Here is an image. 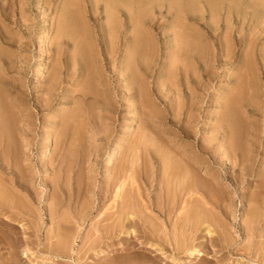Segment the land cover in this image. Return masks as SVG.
<instances>
[{
  "label": "rangeland",
  "instance_id": "obj_1",
  "mask_svg": "<svg viewBox=\"0 0 264 264\" xmlns=\"http://www.w3.org/2000/svg\"><path fill=\"white\" fill-rule=\"evenodd\" d=\"M6 1L7 0H3V1L0 0L1 5H2L1 7H3V5L5 4L4 5L5 8H1V10H2L1 12L3 13V11L6 10L4 12L5 15H2V14L0 15L2 18H4V19H2L3 20L2 22L0 19V23L2 24L1 28H3L1 30H3V32L5 34L3 32H0V33H1L3 38L8 37L9 40L12 39L11 43H12L13 47H11V49H9V48L5 49L8 52H5L6 57H4L7 60H5V62H1L2 63V73H1L0 84L2 86L0 85V89L2 90L1 91L2 94H3V92H4V94L8 93V94H5L6 97L11 92V94L7 97L8 100H11L12 98L13 99L19 98L22 101L21 107L25 101H27L28 103L25 102L26 104L24 103L23 106L25 107L27 104L29 106L27 105L25 107V111H24V113H26V116L28 118V123L26 125H24V126H26L24 128H28V131H27L28 135L26 136L25 140H20V141L17 140L16 137H12L11 144H10L11 149L13 148V149H15V151L19 149L20 151H22V153L18 154V156L15 158H11V159L7 158L5 161L8 162V160H9V164H10L11 168L7 169L8 167H6L5 169H7L6 170L7 174H12V172H13L12 170H14L15 172L18 171V172H16V173H18V175L22 174V176H23V174H24V178L29 180L28 183H31L28 185L29 186L33 185V187H30L31 192H32V195L37 199L32 200V202L25 199V196H26V195H24L25 193L22 191L20 192V190H18V189L15 192V194L18 195L17 197L19 199V202L23 199L20 202L22 205L23 204L27 205L30 208L31 212L32 211H33V213L35 212L34 215L37 216L38 219L34 216L32 218V220H30V221L32 222L33 226H35V227L37 226L38 231H36V233L33 234L34 231L28 230L29 233L27 232V235L28 236L30 235L33 239L36 238L35 240H37V244L41 243L40 245L33 244V243L30 245L33 248L32 249L33 253L27 258L22 254V249H20V251H19L20 263L19 264H76L73 260H71V259L69 260L68 257L53 259V256L55 254H51L49 252L52 249L49 251L46 250L45 244H48L50 242L49 238L55 233V231H56L55 227L57 226V223H61L62 228H64L65 230L69 229L68 227L72 228V231L74 230L73 235H72L73 237H71L72 242H73V243L71 242L72 243V248H71L72 251L71 252H76V255L74 254L75 257L76 256H78L80 258L82 257L81 258L82 260H79L80 261L79 264H89V263L90 264H98L99 263L100 259L98 258L99 257L98 253H97V255H92V253H90V252L87 254V251H88L87 248L89 247V245L84 246L85 238L90 236V234H92V236H94V237L98 235L96 233L97 229H98L97 226L99 227V225L104 222L103 220L105 219V217H107L110 213H113L117 209V206H116L117 203H118V205H120L122 199H124L125 197H128V194L130 195V193H135L137 191V189H136L137 187L141 188L142 190H143V188H146L144 185L145 183L143 182L144 178H142L144 176V172L142 171L143 170V166H142L143 163L142 162L145 161V159H144L145 156L146 157L148 156L146 154L147 148H145V146H146L147 142H150L151 144H154V142L155 143L159 142L158 136H159V134L162 136V134H161L162 129L168 128L169 125H167V123H166V125H167L166 126L164 124L165 121H164V123H162V119H164L163 118V113H165L164 110L168 109L167 111H169L170 107H172L171 113L173 114L172 116H170V118L172 117L171 119L175 120L176 117L178 116L177 126L184 125V127H186L187 125L192 123V125H193L192 127L194 128L193 130L197 129L198 135L193 133V136H191L192 138H191L190 148H192L194 141L196 144H198L197 142L206 143V142L210 141V138L214 135V133H213L214 132V126H215L214 125L215 124L214 119L220 115V112L219 111L217 112L218 105L228 104V101L225 98V96L227 95L226 93H229V91L231 93L234 92L235 93V94L233 93L234 96L238 93L236 95V97H238V98L241 95L242 96L244 95L243 99H241V100L238 99L240 101V104L236 103L235 107L233 109L234 115L237 119H239L238 121L240 122V126H241V134H240L241 137H239V139L242 142L241 145L243 146V149L247 151L250 149V146H249L250 144L248 145L249 147L246 148L247 146H245V144H244L245 143L244 138L248 142L249 136L253 133L252 138H254V139H252V140H254L253 145H255V147L253 148V150H255V152L253 153V157L256 160L255 164H254V166L256 165L254 172L259 173L260 169L264 168V37H263L264 36V9H263L264 8V2H263V0H243V1L242 0H238V1L237 0L236 1L235 0H221V1L217 0L216 3H215L216 0H213V2H212V0L211 1L206 0L207 2H204V0H200L201 1L200 3L197 0H171L172 5L174 3L172 9L170 8V7H172V5H170V7L168 6L169 5L168 3H170L169 2L170 0L169 1L162 0V2L164 4L161 2V0H159V1L158 0H154V1L153 0H151V1L140 0L141 4H138L139 0L138 1L137 0H124V1H122V4H120L121 3L120 0H113V1H117L118 4H116L115 2H113L111 0H70V1H68V0H9V1H11L10 2L11 4L8 3V1L7 2ZM142 1L145 4H143ZM186 1L188 4L185 5L184 2H186ZM188 1L192 2V4L189 3ZM194 1L197 3V5L194 4L195 3ZM260 1L262 2V4H260L261 3ZM240 2H241V4H240ZM2 3H4V4H2ZM7 3L9 5H7ZM146 3H149V4L147 5ZM176 3H179L180 5H185V6L182 8L180 5L178 6ZM235 3H236V5H235ZM12 4H14V5H12ZM137 4L140 5V7H138ZM221 4H222V6H221ZM242 4H244V5L242 6ZM76 5H77V7H76ZM143 5H145L147 7L146 8L142 7V9H140L141 6H143ZM150 5H152V6H150ZM188 5H190L189 9H188ZM111 6H115L116 8H112ZM122 6H125V7H122ZM128 6H130L131 8H129ZM174 6H177L180 8L178 9ZM132 7H134V8H132ZM150 7L152 8L151 10H149ZM235 7H237V10ZM110 8H111V11H110ZM126 8H128V9H126ZM143 8H145V10H143ZM216 8H218V9H216ZM227 8H229V9H227ZM239 8H241V9H239ZM114 9L117 10L120 15H118V13L116 11H114ZM129 9L130 10L132 9V10L130 11ZM177 9H178V11H176ZM191 9H192V11H191ZM213 9H215V10L213 11ZM220 9H221V11H220ZM200 10H201V12H200ZM136 11H137V13H136ZM181 11L183 12V14H181L182 13ZM126 12L130 13V14H127ZM179 12H181V13H179ZM192 12H194V13H192ZM113 13H115V14H113ZM231 13H232V15H231ZM134 14H135L134 17H136V19L134 18L133 19L134 21H133L131 18H133ZM143 14H145V15H143ZM240 14H241V17H240ZM63 16H65V17H63ZM72 16H73V18H72ZM176 16H178V17H176ZM237 17H238V19H237ZM119 18H120V20H118ZM143 18H144V20H142ZM127 19L129 22L127 21ZM145 19H147V20H145ZM194 19H196L195 22H194ZM250 19L252 22H249ZM135 20H137L138 22ZM5 21H7V22H5ZM117 21H119V23ZM149 21H150V23H149ZM75 22H76V24H75ZM134 22H135V25L132 24ZM191 22L192 23L194 22V24H192ZM3 23L5 26H6V24L9 26H6V28H4L5 26L3 25ZM66 23H67V25H66ZM122 23H124V24L120 27V25ZM129 23H131V24H129ZM141 23H142V26H143V24L148 23L146 25V27L144 25L143 31H140L141 27H142ZM195 23L197 26H195ZM227 23H229L228 26H227ZM62 24L63 25L65 24L64 26H67L66 27V28H68L67 30L72 29V32L76 31L77 35L74 33H73L74 35L73 34L70 35V36H74L75 39L69 38L70 41L67 44L65 42H63L62 44L59 45L57 42L59 40L57 39L56 44L52 45L51 42L53 39H56V37L58 35L57 32L59 33V30H60V27L62 26ZM84 24H85V26H84ZM112 24H113V26H112ZM191 24H192V26H191ZM81 25H83V26H81ZM115 25H117V26L115 27ZM202 25H203V27H202ZM133 26H135L136 29H138V28H140V29L135 31V28H133ZM137 26H138V28H137ZM193 26H195V27H193ZM73 28H74V30H73ZM111 28H112V30H111ZM114 28L115 29L117 28L115 33L113 32ZM144 28H146V29H144ZM85 29H87V30H85ZM150 29H152L151 30L152 32L150 31ZM190 29L195 30V31L192 30V32H194V33H192ZM4 30H6V31H4ZM44 31H46V32L44 33ZM78 31L80 32V35H79ZM84 31H85V33H83V36H81L82 35L81 32H84ZM110 31H111V34H109ZM138 31L140 33H138ZM144 31L145 32L148 31L149 33L151 32L153 35L151 33H150V35H149V33H147L148 34L147 35ZM117 32H118V34H116ZM142 32H144L145 34L144 33L142 34ZM196 32H197V35L195 34ZM106 33H107V35H106ZM113 33L115 34V36L112 35ZM130 33L134 37H135V35H136V37H139L142 35V38H146L145 40L147 41V43H150L148 46L150 48H152V50L149 49V47H147L148 51L146 53H144V56H145V58H147V60L144 58L143 55H141V57L143 59H145L147 61V63L145 62V60H143L141 57H139L141 59H139L140 61L137 59L138 63L136 64L134 59L132 58L133 55L129 54V52H128L129 48H131V46H133V44H130V43H132V40H133V37L130 38L131 37ZM184 33H185V35H184ZM187 33L189 35H187ZM45 34H47V35H45ZM193 34H195L196 36L195 35L193 36ZM75 35L77 38H79V41L75 37ZM119 35H120V38H119ZM198 35H199V37H201L202 41L198 40L199 39V37H197ZM231 35H232V37H231ZM46 36H48V38ZM128 36H129V38H127ZM149 36H151V38ZM85 37L88 38V40ZM147 37H148V39H147ZM185 37H186V39H185ZM194 37L196 39H194ZM208 37L210 38L209 43H208V39H209ZM45 38H47V40ZM80 38H82V39H80ZM89 38H92V39H89ZM227 38L231 42L236 41L234 43V54L232 55V57L234 56L235 59L232 60V58H231V60H228L226 58V60L228 61L227 64H222V63L219 64V62L216 61L214 63L215 67L210 69L208 75L203 76V77H205V79L201 78V77H200L201 81H200V79H198L196 87L194 84V85H192L193 86L192 89L189 90V88L186 87L187 85L184 81L185 80L184 77H182L181 75H179V77H177V76H175L176 74L173 76L172 72L170 71L172 69V64H170V63L174 62L173 56H171V55L174 54V52L178 48L177 43H180L181 40L184 39V40H186V42L188 40L191 41L192 39H193L192 40L193 42L195 40H197V43H196V41H195V43L197 45H200L202 48H204V52L206 54L210 55L211 53H213L215 51V46H217V44H219L220 42L221 43L224 42V46H226L225 42H226ZM232 38H233V40H232ZM239 38L240 39L242 38L241 42L239 41L240 40ZM49 39H50V41H49ZM83 39H86L85 42ZM117 39H120V40H117ZM149 39H151V40H149ZM176 39L178 41L180 39L181 40L179 42H177ZM89 40H92V41L89 42ZM110 40L112 41L111 44H110ZM115 40H116V43H115ZM148 40H149V42H148ZM174 40H176V42ZM244 40L247 43H245ZM77 41L80 43H78ZM48 42H49V45H48ZM72 42H75V43H72ZM170 42L172 43V46L174 48L173 52L171 51L172 46L170 45L171 44ZM198 42H199V44H198ZM253 42L255 44L254 48H252ZM86 43H88V44L92 43L91 44L92 49L89 47L90 45H87ZM200 43L202 45L204 43L205 44L202 46ZM45 44H46V46H45ZM63 44L64 45L66 44L67 48H65L66 45L64 46ZM73 44H74V46L76 44H79L78 46H75L77 49L73 50V47H74ZM94 44L96 47L93 46ZM235 44H236V46H235ZM245 45H247V46H245ZM43 46H45V48H49V50L44 49ZM79 46H80V50L82 49L81 51L80 50L78 51ZM114 46L117 47V49L114 48ZM128 46H129V48H128ZM60 47L62 48V50ZM111 47L113 49H111ZM210 47H211V49H210ZM64 48L66 49L67 52H64L65 51ZM94 48H95V50H94ZM125 48H127L128 50H126ZM51 49L54 51H52ZM58 49H60L61 51ZM90 49L93 50V52L96 51L94 53V55ZM153 49H155V50H153ZM167 49L168 50L170 49L169 50L170 52H168ZM252 49H253V51H252ZM69 50H71V51H69ZM110 50H113V51L111 52ZM117 50H118V52H117ZM209 50L211 52H209ZM236 50H238V51H236ZM82 51L85 54L84 59L79 55L80 53H82ZM85 51L87 53H85ZM115 51H116V53H113ZM242 51H243V53H242ZM74 52H75V55H74ZM55 53H60V55L55 54ZM91 53L93 55L92 57H94L93 59L90 55ZM106 53H108V54H106ZM146 54H148V56ZM248 54H250V55H248ZM51 55L54 56L55 58H53ZM48 56H49V59H48ZM107 56L108 57L112 56V57L108 58ZM150 56H152L151 60H150ZM86 57L89 59H87ZM90 57H91L93 62L90 61ZM126 57H128V58L131 57L130 59H127V60L133 64V66L135 67V70H137L136 65L140 66V68L137 66V68L140 69V70L138 69L139 71L138 70L135 71L134 69H132V71L135 72L134 74L141 75V77H142L143 74H142L141 66H143L144 69L147 67L146 71L151 72V73L146 72L145 76L143 75V77H142L143 82H145V80H148V81H146L147 83L150 81L149 82L150 84L148 83L147 85H146V83L145 84L143 83L144 85H146V87H148V93H147V91L146 92L142 91V96L144 95L147 98L146 99L147 102L144 100L145 97L143 96L144 97V99H143V97L141 96L140 91L139 92L136 91L135 92L136 94H135L133 91L134 89L131 90L130 86H128L127 82H125V80H126L125 78L129 77V75L131 74V71H127V72L123 71V65H122L123 63L122 62H123V60H126ZM168 57L172 58L171 62H170V59ZM248 57H250V59ZM77 58L78 59L80 58V60H77ZM166 59L167 60L169 59V61H167V62H169V65H168V63H166L168 66H165ZM47 60H48V62H47ZM76 60H77V62L80 61L78 63V65L75 62ZM86 60H88V61H86ZM110 60L112 62H110ZM252 60L254 62L253 64H251ZM2 61H3V59H2ZM49 61L50 62L52 61V63H50ZM53 61L55 62V65L57 64L56 66L53 65L54 64ZM84 61H85V63L87 62V65L84 63ZM89 61H90V63H88ZM128 61H126V62L124 61V63H127ZM142 61H144L145 64ZM249 61H250V64L252 65L251 66L249 64L250 67L247 65L249 63ZM94 62L95 63L97 62L96 65ZM108 62H109V64H108ZM141 62H142V64H141ZM237 62L239 63V65H237L238 64ZM80 63L83 64L84 66L80 65ZM93 63L95 65V67L92 66ZM150 63L151 64L154 63V66L151 65L152 68L150 67ZM89 64H90V66H89ZM228 64H229V66H228ZM242 64H244V67ZM6 65L7 66L10 65V66L7 68ZM126 65H128V64H126ZM240 65H241L242 69L238 71L237 66H240ZM11 66H12V68H11ZM133 66H132V68H133ZM169 66H170V68H169ZM246 66L248 68L247 71H246ZM38 67H40V68L42 67V69H44V67H46L44 69V71H45L44 75L38 76V73H39ZM119 67H120V69H119ZM164 67H166V68H164ZM10 68L13 70H11V71L8 70V72H7V69H10ZM55 68H58L61 71L62 76L59 75V77L61 76L62 79H64V81L62 80L63 83H61L62 86H60L61 87V88H59L60 90L57 89L55 93L53 91V95L52 94L47 95L49 98V101L51 102V100H52L53 104L50 105L49 101L47 103L45 101H43V104H45V105H42V104L38 105L37 104L38 101L40 102L39 98L45 99V96H46L45 88L49 87V85H50L49 82L52 80V78H54V75H55V77L57 76L56 74H54ZM87 68H89L90 70ZM164 69H167V70L163 71ZM197 69L198 68L194 67L195 71H197ZM250 69H251V71H250ZM244 71L248 72L249 76ZM36 72H37V74H36ZM99 72H100L101 77L99 76ZM129 72H130V74H129ZM251 72H252V74H250ZM4 73H5V75H3ZM51 73H52V75H51ZM63 73H64V75H63ZM139 73H141V74H139ZM158 73H160L161 77L162 76L164 77L167 74L165 76L166 82L164 81L163 78L161 79V77L159 76ZM170 73L172 74V76H170L168 78L167 76L171 75ZM91 74L94 76H92ZM251 75H252V77H251ZM158 76H159V79L161 81L163 80L165 84H163L162 82H159L160 80L157 79ZM238 76L239 77L242 76L244 78H241V77L239 78ZM172 77H177V78L173 79ZM3 78L5 79V81ZM99 78H101V79H99ZM167 78L169 80L172 79L173 82L175 81L174 82L175 86L171 87V86L167 85L166 83H169ZM183 78H184V80H183ZM245 78H246V80H245ZM94 79L95 80L97 79L98 81L97 80L95 81ZM202 79H203V81H202ZM238 79H239V85H238L239 89L237 88L238 89L237 90L235 87H233L234 86L233 84ZM86 81H87V83H86ZM10 82H12V83H10ZM47 82L49 83V85ZM99 82H100V84H99ZM161 83L165 87H163V85ZM18 84H20L18 87L19 89H17L18 91H15V87H17ZM230 84H231V86H230ZM126 85L128 88H126ZM20 86L22 87V89ZM85 86H86V88H85ZM2 87H4V88H2ZM124 87L126 90H131V91H128L130 93H127V91H125V89H123ZM171 88L172 89L174 88V89L172 90ZM90 89H92V90H90ZM194 89H195V91H194ZM10 90H12V91H10ZM38 90H40V91H38ZM170 90H172V91H170ZM150 91H152L153 94H152V92L150 93ZM16 92L20 93V94H17ZM213 92H217L218 95L216 96L215 95L216 93L213 94ZM133 93L135 94L134 98L132 96ZM143 93H147V95L143 94ZM250 93H252V94H250ZM84 94H85V96L87 95L85 98H83ZM127 94H131L132 97H127ZM43 95H44V97H43ZM10 96H11V98H10ZM128 96H130V95H128ZM135 96H137V97L135 98ZM132 98L135 100V103H134V100ZM140 98H142V99H140ZM148 100H151V101L148 102ZM192 101L194 103H192ZM242 102H244V103L242 104ZM144 103L148 104L149 107L153 106L152 107L153 109L152 108L150 109ZM150 103H151V105H150ZM136 104L140 105L139 106L140 108ZM193 104H194V106H193ZM88 105H89V107H88ZM146 107H148V108L146 109ZM191 107H192V109H191ZM238 109H239V111H238ZM246 109H248L247 110L248 113L246 112ZM142 110H144L143 113H141ZM148 110H150L152 113L149 112ZM192 110H194V111H192ZM242 110H244V111H242ZM249 111H253V112L250 114ZM76 113H79L80 116L78 117L79 114H76ZM153 113H154V115H152ZM134 114H136V115H134ZM148 114H150L151 117L148 116ZM155 114H157V115H155ZM160 114H162V115H160ZM191 114H192V116H191ZM169 115H170V113H169ZM70 116L71 117L73 116L74 118L73 117L70 118ZM81 116H83V117H81ZM161 116H162V118H161ZM247 116H250L249 117L250 119L247 118ZM149 117L153 118V119H149ZM156 118H158V120H157L158 122H155ZM190 118H192V119H190ZM74 119H75V121H74ZM79 120H80V122L86 121L85 123L83 122L85 126L79 131L78 134H74L73 133L74 128L77 127L76 122L78 125ZM87 120L89 122H87ZM151 120H152V123H151ZM168 120H169V118H168ZM177 121H176V123H177ZM193 122L194 123L196 122V123L194 124ZM144 123H146V124H144ZM148 124H150V125H148ZM155 124H156V126L160 125L163 128L162 127H160V128L155 127L154 128ZM27 125L29 127H27ZM141 125L143 128L141 127ZM250 125L252 127H250ZM67 126H69V127H67ZM65 127H67L66 128L67 130L65 129ZM128 128H131V129H128ZM189 128L190 127H188V129ZM90 129H91V131L89 132ZM155 129L157 131H155ZM246 129L247 130L250 129L251 131L250 130L246 131ZM189 130H191V128ZM138 131H139V133H138ZM136 132H137V134H136ZM179 132H178V134H179ZM246 132L249 133L248 134L249 136L247 134H245ZM143 133H145V134H143ZM61 134H64L65 136L61 135ZM256 134H257V136H256L257 139L255 137H253V135L255 136ZM77 135H78V137H77ZM141 135H143L144 137H142ZM69 136H71V137H69ZM124 136L126 137V139L124 138ZM138 137H140V138H138ZM195 137H196L197 141L194 140ZM171 138H176V137H175V135H173ZM74 139L76 141H74ZM85 139H86V141H85ZM258 139H259V141H258ZM47 140L51 141L50 142L51 145L49 147L47 146V144H48ZM121 140H123L124 142ZM134 141H135V143H133ZM257 141L259 142V144L257 143ZM20 142H22V143H20ZM81 142H83V143H81ZM116 142H121L120 144L122 146L121 147L122 149H121V152L116 159L115 164L113 165V167L111 168V170L109 172V175L110 174L111 175L108 177H105L106 173H105V168H104V164H103L104 159L107 156V154L109 153V151L111 150L109 148H112L114 146V144H117ZM195 143H194V145H195ZM255 143H257V144H255ZM142 144H144V145H142ZM23 145H25V146H23ZM140 145H142V146H140ZM45 146L48 148V150L46 149ZM136 148L139 149V152H138V149H136ZM23 149L26 150L27 153H24ZM256 149H258V151ZM44 150H47V153H48L47 156L49 155L47 157L48 159L45 162L43 160H41L42 152ZM133 151L136 152V154ZM218 151H219L218 146H215V148L212 150V153H211L212 155H215V158H214L215 163L214 164L217 165V167L219 169L218 171L220 172L221 170H223L222 174H226V173H228L229 175L230 174H238L237 171H239V169H240L239 166L234 167V164L231 163V159L228 160L229 162L227 161L225 163V161H226L225 157L226 156H224L222 154L223 151L222 152H218ZM64 155H65V157H64ZM130 155H132V156H130ZM136 159L138 161H136ZM132 161H133V163H132ZM136 162H137V164H136ZM123 164H124V166H123ZM132 164H134L133 165L134 170L131 171V173H132L131 175H133L134 178L133 179L127 178L128 180H125L126 181L125 182L126 184H125L124 178L126 179L127 174L124 175L123 171L125 170V168L126 169L131 168L130 166H132ZM230 166L231 167L233 166L234 168H231ZM235 168L236 169L239 168V169L235 170ZM2 169H4V167H2ZM119 176H120V178H119ZM252 176L255 178H253ZM6 178L8 180V177H6ZM249 178H251V179L253 178L252 179L253 181H251V183H250V186H251L252 184H255L257 182V180L259 179V176L253 174ZM117 179H118V181H117ZM132 180H135V181L133 182ZM121 181L123 182L124 185L122 184ZM226 181L227 182H225L223 184V187L226 188L227 190H233L234 191L235 186L233 185V182L228 181V180H226ZM120 183L123 185L122 193H123L124 197L119 198L118 202L116 201V203H115L113 200L114 199L113 196L115 195L114 193H116V191H115V190H117L116 188L119 187V186L117 187V185H120ZM133 183H134V185H133ZM136 184H138L139 186ZM246 185H247V183L243 184V185L242 184L237 185V189L239 190V192H241V194L243 191L245 193L246 192L249 193V190H247L246 188L243 189ZM250 186H247V187H250ZM152 188L151 189L153 191L154 187H152ZM148 192H151V191H148ZM20 193H22V194H20ZM152 193H154V191ZM220 193L221 194L223 193L222 194L223 199H225L226 196H229L225 192H220ZM227 198L229 199V197H227ZM240 199L241 198L239 197L235 201L236 202L235 210L233 211L234 215L232 216V219L234 220V223L236 224L237 228L240 226V221H241V218H243L242 214L244 212V210L241 209L240 203H242V201H241L242 199L241 200ZM52 201H55V202H52ZM54 206H56V207H54ZM114 206H116V207H114ZM111 207H113V208H111ZM105 210H107V211H105ZM100 212H102V213H100ZM106 213H107V215H106ZM7 215H9V213H7ZM14 215L16 216L15 220H14L15 223L14 222H12V223L15 224L17 227L20 228V226H21V229H23L24 226L28 225L27 221L29 219H26L25 216H22L20 214V212L14 213ZM20 215H21V217H20ZM17 217H18V219H17ZM55 220H57L59 222H57ZM76 221H78V222H76ZM33 223H35V224H33ZM36 224H38V225H36ZM39 224H40V226H39ZM94 232H95V234H94ZM134 232L135 231H133V233ZM126 233H128V232L121 234L119 240L115 242V244H116L115 247L117 246V248H118V246H120L121 243L123 244L122 241H124V240L127 241L130 239V238L126 239V238H128ZM137 233H138V236H136V239H138V238L143 239L139 230L138 231L136 230L135 234H137ZM33 235H35L34 236L35 238L33 237ZM46 235L48 237L49 236L50 237L48 238ZM22 236H23V234H22ZM208 236H207V238H208ZM210 236H212V235H210ZM200 237H201V235H200ZM200 237L198 239H200ZM240 237L241 238H239V240L237 242H235V246H234V248L237 249V252H241L240 250H242V248L246 245V240L243 239L242 236H240ZM74 239H75V241H74ZM198 239L196 240V242L198 241ZM197 245H199V244H197ZM207 246H208V244H207ZM83 247H84V249H83ZM208 248L209 247H206L205 249L207 250ZM212 248L214 249V247L211 246V249L207 250V251L211 250L209 253L204 249L205 252H204V255L200 256L201 259H199L200 257L198 259H196L195 256L191 253H185V256L180 257V258H182L181 259L182 262L180 260L179 261L180 263L178 262L177 264H187V263L190 264L194 260H195L194 262H198L196 264H205V262H207V260H210L212 258L211 256L215 252V251H213ZM215 249H217V247ZM80 250H81V253H80ZM77 252H79V253L77 254ZM132 252H128V253H122L121 252V254H120V252L118 253V251H117L114 254H111V256H109L108 259H106V260H109V262H111V263L114 262L117 264H122L123 258H126L127 256H129V253H132ZM135 252L136 251H134L133 253H135ZM85 253L87 255H85ZM168 254H170L169 251H168ZM48 255L49 256L51 255L50 256L51 258ZM182 255H184V254H182ZM94 256L96 258L93 259L92 257H94ZM193 256L195 259L193 258ZM44 258H49L50 261L45 262ZM192 258H193V260H192ZM65 259H66V261H65ZM225 259L226 260H224V259L223 260L224 261L229 260L228 262H231V264H236V263L237 264H242V263L246 264L245 263L246 259L241 255L239 256V254H238V256L237 255L233 256L232 258L230 256L229 259L226 256ZM197 260H199V261H197ZM184 262H186V263H184Z\"/></svg>",
  "mask_w": 264,
  "mask_h": 264
},
{
  "label": "bare ground",
  "instance_id": "obj_2",
  "mask_svg": "<svg viewBox=\"0 0 264 264\" xmlns=\"http://www.w3.org/2000/svg\"><path fill=\"white\" fill-rule=\"evenodd\" d=\"M3 1V0H2ZM8 3H10L11 1L7 0ZM6 1V2H7ZM70 1V0H68ZM113 1V0H111ZM122 4V1L124 0H120ZM138 1V0H137ZM146 1V0H145ZM151 1V0H149ZM154 1V0H153ZM159 1V0H158ZM169 1V0H167ZM166 1V2H167ZM199 1V3L201 2L200 0H197ZM208 1H211V0H208ZM221 1V0H219ZM218 1V2H219ZM236 1V0H235ZM238 1V0H237ZM243 1V0H242ZM46 2V1H45ZM115 2L116 4L117 1H113ZM139 3L138 4H141L140 3V0L138 1ZM162 2V0H161ZM171 3V0L169 1ZM176 2V1H175ZM189 3L192 4V2L188 1ZM195 2V1H194ZM204 2H207L206 0H204ZM213 2V0H212ZM217 2V0L215 1V3ZM246 2V1H245ZM251 2V1H250ZM255 2V1H254ZM261 2V1H260ZM264 2V0H263ZM7 3V5H9ZM124 3V2H123ZM143 4H145L143 1H142ZM153 3V2H152ZM163 3V2H162ZM168 3L167 5L170 7V5H172V3L170 4ZM185 5L188 4L187 1L184 2ZM198 3V4H199ZM221 3V2H220ZM229 3V2H228ZM227 3V4H228ZM234 3V2H233ZM4 4V3H2ZM11 4V3H10ZM74 4V3H73ZM113 4V3H112ZM134 4V3H133ZM137 4V5H138ZM147 5L149 3H146ZM151 4V3H150ZM154 4V3H153ZM164 4V3H163ZM178 6L180 5L179 3H176ZM194 4L197 5V3L195 2ZM203 4V3H202ZM219 4V3H218ZM241 4V2H240ZM262 4V2L260 3ZM5 5V4H4ZM3 5V7H1V2H0V15H5V11H3V13L1 12V8H5ZM14 5V4H12ZM45 5V4H44ZM156 5V4H155ZM174 5V3H173ZM173 5L172 7H170L171 9L173 8ZM185 5H180L182 8L185 6ZM215 5V4H214ZM213 5V6H214ZM236 5V3H235ZM244 4H242L243 6ZM121 6V5H120ZM152 6V5H150ZM189 6L188 5V9H189ZM204 6V5H203ZM222 6V4H221ZM239 6V5H238ZM247 6V5H246ZM255 6V5H254ZM258 6V5H257ZM9 7V6H8ZM74 7V6H73ZM77 7V5H76ZM112 8H116L115 6H111ZM122 7H125V6H122ZM129 8H131L130 6H128ZM138 7H140V5H138ZM142 7H147L145 5L141 6L140 9H142ZM176 8H180V7H177V6H174ZM187 7V6H186ZM200 7V6H199ZM212 7V6H211ZM248 7V6H247ZM134 8V7H132ZM145 8H143V10H145ZM193 8V7H192ZM221 8V7H220ZM236 10H237V7H235ZM119 9V8H118ZM128 9V8H126ZM136 9V8H135ZM149 9V8H148ZM147 9V10H148ZM152 8L150 7L149 10H151ZM178 9L176 11H178ZM185 9V8H184ZM183 9V10H184ZM218 9V8H216ZM224 9V8H223ZM229 9V8H227ZM241 9V8H239ZM264 9V8H263ZM77 10V9H76ZM106 10V9H105ZM130 10V9H129ZM128 10V11H129ZM132 10V9H131ZM130 10V11H131ZM148 10V11H149ZM181 10V9H180ZM196 10V9H195ZM215 9H213L214 11ZM235 10V11H236ZM78 11V10H77ZM110 11H111V8H110ZM114 11H116L118 13L117 10L114 9ZM121 11V10H120ZM185 11V10H184ZM189 11V10H188ZM192 11V9H191ZM190 11V12H191ZM211 11V10H210ZM221 11V9H220ZM231 11V10H230ZM134 12V11H133ZM151 12V11H150ZM182 12V11H181ZM179 12V13H181ZM189 12V13H190ZM201 12V10H200ZM219 12V11H218ZM232 12V11H231ZM238 12V11H237ZM242 12V11H241ZM127 13V12H126ZM137 13V11H136ZM153 13V12H152ZM194 13V12H192ZM233 13V12H232ZM231 13V15H232ZM75 14V13H74ZM111 14V13H110ZM115 14V13H113ZM127 14H130V13H127ZM139 14V13H138ZM183 14V12L181 13ZM212 14V13H211ZM242 14V13H241ZM241 14H240V17H241ZM76 15V14H75ZM74 15V16H75ZM117 15V14H116ZM118 15H120L118 13ZM145 15V14H143ZM192 15V14H191ZM239 15V14H238ZM244 15V14H243ZM123 16V15H122ZM135 14L133 15V18H131L132 20L136 17H134ZM153 16V15H152ZM65 17V16H63ZM71 17V16H70ZM78 17V16H77ZM124 17V16H123ZM142 17V16H141ZM144 17V16H143ZM178 17V16H176ZM182 17V16H181ZM200 17V16H199ZM239 17V16H238ZM237 17V19H238ZM245 17V16H244ZM243 17V18H244ZM73 18V16H72ZM75 18V17H74ZM114 18V17H113ZM112 18V19H113ZM121 18V17H120ZM120 18L118 20H120ZM150 18V17H149ZM183 18V17H182ZM186 18V17H185ZM188 18V17H187ZM250 18V17H249ZM263 18V17H262ZM0 19H1V22L3 21L1 16H0ZM77 19V18H76ZM81 19V18H80ZM115 19V18H114ZM184 19V18H183ZM225 19V18H224ZM236 19V18H235ZM242 19V18H241ZM7 20V19H6ZM73 20V19H72ZM79 20V19H78ZM117 20V19H116ZM141 20V19H140ZM144 20V18L142 19ZM141 20V21H142ZM147 20V19H145ZM181 20V19H180ZM196 19H194V22H195ZM82 21V20H81ZM128 21V19H127ZM134 21V20H133ZM132 21V22H133ZM137 21V20H135ZM151 21V20H150ZM149 21V23H150ZM176 21V20H175ZM178 21V20H177ZM191 21V20H190ZM199 21V20H198ZM230 21V20H229ZM245 21V20H244ZM255 21V20H254ZM257 21V20H256ZM7 22V21H5ZM77 22V21H76ZM75 22V24H76ZM83 22V21H82ZM115 22V21H114ZM119 23V21H117ZM129 22V21H128ZM127 22V23H128ZM138 22V21H137ZM194 22L192 24H194ZM197 22V21H196ZM249 22H252L251 19ZM263 22V21H262ZM47 23V22H46ZM69 23V22H68ZM126 23V22H125ZM181 23V22H180ZM261 23V22H260ZM117 24V23H116ZM124 23H122L120 25V27L123 25ZM131 24V23H129ZM135 25V22L132 23ZM148 24V23H147ZM147 24H143L142 26V23H141V30L140 31H143V27ZM191 24V26H192ZM199 24V23H198ZM226 24V23H225ZM229 23H227V26H228ZM1 23H0V32H3V28H1ZM4 25V23H3ZM45 25V24H44ZM65 25V24H64ZM62 24V26L60 27V30H59V33L57 32V37L56 39H53L51 44L52 45H55L56 44V40L58 39L59 41L58 44H62L63 42H65L66 44L69 43V38H72V39H75L74 36H70L72 35L73 33L77 35V32L74 31L72 32V29L71 30H67L68 28H66L67 26H64ZM67 25V23H66ZM71 25V24H70ZM119 25V24H118ZM139 25V24H138ZM178 25V24H177ZM186 25V24H185ZM201 25V24H200ZM199 25V26H200ZM261 25V24H260ZM5 26V25H4ZM6 26H9L6 24ZM6 26L4 28H6ZM73 26V25H72ZM83 26V25H81ZM85 26V24H84ZM113 26V24H112ZM117 25H115L116 27ZM125 26V25H124ZM131 26V25H130ZM190 26V27H191ZM195 26L196 23H195ZM193 26V27H195ZM180 27V26H179ZM187 27V26H186ZM203 27V25H202ZM212 27V26H211ZM76 28V27H75ZM85 28V27H84ZM113 28V27H112ZM111 28V30H112ZM133 28H135V26H133ZM132 28V29H133ZM138 28V26H137ZM149 28V27H148ZM184 28V27H183ZM235 28V27H234ZM115 29V28H114ZM113 29V32L115 33L116 29L114 30ZM120 29V28H119ZM123 29V28H122ZM121 29V30H122ZM129 29V28H128ZM140 29V28H138ZM135 28V31L138 30ZM146 29V28H144ZM186 29V28H185ZM230 29V28H229ZM74 30V28H73ZM77 30V29H76ZM87 30V29H85ZM110 30V29H109ZM124 30V29H123ZM152 29H150L151 31ZM183 30V29H182ZM191 32L193 29H190ZM207 30V29H206ZM6 31V30H4ZM50 31V30H49ZM58 31V30H57ZM80 31V30H79ZM78 31V32H79ZM146 31V30H145ZM144 31V32H145ZM195 31V30H193ZM227 31V30H226ZM12 32V31H11ZM46 31H44L45 33ZM120 32V31H119ZM125 32V31H124ZM132 32V31H131ZM142 32V34L144 33ZM152 32V31H151ZM150 32V33H151ZM181 32V31H180ZM179 32V33H180ZM198 32V31H197ZM197 32L195 33L197 35ZM224 32V31H223ZM235 32V31H234ZM4 33V32H3ZM43 33V34H44ZM49 33V32H48ZM83 36V33L84 32H81ZM112 34L113 36H115V34ZM133 33V32H132ZM137 33V32H136ZM135 33V34H136ZM138 33H140L138 31ZM146 34L149 33L148 31L145 32ZM144 33V34H145ZM149 33V35H150ZM186 33V32H185ZM184 33V35H185ZM194 33V32H192ZM210 33V32H209ZM212 33V32H211ZM220 33V32H219ZM5 34V33H4ZM8 34V33H7ZM73 34V35H74ZM109 34H111V31L109 32ZM108 34V35H109ZM118 34V32L116 33ZM131 34V33H130ZM152 34V33H151ZM193 34V36L195 35ZM201 34V33H200ZM226 34V33H225ZM228 34V33H227ZM232 34V33H231ZM236 34V33H235ZM263 34V33H262ZM10 35V34H9ZM8 35V36H9ZM47 35V34H45ZM44 35V36H45ZM56 35V34H55ZM75 35V37H76ZM79 35H80V32H79ZM85 35V34H84ZM91 35V34H90ZM107 35V33H106ZM105 35V36H106ZM141 35V34H140ZM148 35V34H147ZM153 35V34H152ZM187 35H189L187 33ZM195 35V36H196ZM205 35V34H204ZM220 35V34H219ZM222 35V34H221ZM234 35V34H233ZM210 36V35H209ZM226 36V35H225ZM248 36V35H247ZM13 37V36H12ZM48 38V36H46ZM103 37V36H102ZM101 37V38H102ZM117 37V36H116ZM115 37V38H116ZM133 37V40H132V43L130 44H133V46H131V48H129V54L133 55L132 58L134 59L135 63L137 64L138 60L141 59V55L144 56V53H146L148 50L147 47H149L148 45L150 43H147V41L145 40L146 38H142V35L139 36V37H135L132 36L131 34V37ZM145 37V36H144ZM151 38V36H149ZM199 37V35L197 36ZM211 37V36H210ZM221 37V36H220ZM232 37V35H231ZM242 37V36H241ZM264 37V36H263ZM10 38V37H9ZM47 38H45L47 40ZM50 38V37H49ZM77 38V37H76ZM83 38V37H82ZM80 38V39H82ZM86 38V37H85ZM93 38V37H92ZM92 38H89V39H92ZM105 38V37H104ZM111 38V37H110ZM114 38V37H113ZM119 38H120V35H119ZM129 38V36L127 37ZM181 38V37H180ZM183 38V37H182ZM188 38V37H187ZM190 38V37H189ZM193 38V37H192ZM209 38V37H208ZM247 38V37H246ZM78 41H79V38H77ZM88 40V38H86ZM86 39H83L84 42ZM112 39V38H111ZM144 39V40H143ZM148 39V37H147ZM186 39V37H185ZM194 39H196L194 37ZM198 39V38H197ZM240 39V38H239ZM242 39V38H241ZM239 40L240 42L242 40ZM253 39V38H252ZM0 79H1V73H2V63L1 62H5V59L4 57H6V53L5 52H8L6 51L5 49L9 48L11 49L12 46V43H11V40L8 39V37H5L3 38L1 33H0ZM44 40V39H43ZM94 40V39H93ZM104 40V39H103ZM108 40V39H107ZM113 40V39H112ZM117 40H120V39H117ZM128 40V39H127ZM130 40V39H129ZM135 40V41H134ZM151 40V39H149ZM148 40V42H149ZM177 40V39H176ZM176 40H174L176 42ZM181 40V39H180ZM179 40V41H180ZM193 40V39H192ZM187 41L186 40H181L180 43H177V49L176 51L174 52L173 55V61L172 63V69L170 70L173 74V76H177L179 77V75H181L183 78V80L185 81L186 83V87L190 89H192V85L195 84V87L197 86V81L198 79L201 78H204L203 76L205 75H208L209 71L211 68H214L215 67V62H219L222 63V64H227L228 61L226 60V58L228 60H232L235 59V57L232 55L234 54V41H229V39L227 38L226 39V46H224V42L223 43H219L217 44V46H215V51L213 53H211L210 55L206 54L204 52V48H202L200 45H197V40L196 43L195 41ZM198 40H201V37H199ZM209 40L210 38L208 39V43H209ZM233 40V38H232ZM235 40V39H234ZM14 41V40H13ZM50 41V39H49ZM77 41V42H78ZM92 41V40H89V42ZM109 41V40H108ZM107 41V42H108ZM156 41V40H155ZM173 41V40H172ZM177 40V42H179ZM202 41V40H201ZM245 41V40H244ZM47 42V41H46ZM45 42V43H46ZM87 42V41H86ZM88 42V43H89ZM105 42V41H104ZM111 40H110V44H111ZM204 42V41H203ZM202 42V43H203ZM252 42V41H251ZM72 43H75V42H72ZM80 43V42H78ZM86 43L87 45H90L89 47L91 48V44H88ZM115 43H116V40H115ZM128 43V44H129ZM171 43V42H170ZM207 43V44H208ZM245 43H247L245 41ZM256 43V42H255ZM14 44V43H13ZM44 44V43H43ZM65 44V45H66ZM114 44V43H113ZM127 44V45H128ZM152 44V43H151ZM169 44V43H168ZM199 44V42H198ZM201 44V43H200ZM205 44V43H204ZM203 44V45H204ZM206 44V45H207ZM241 44V43H240ZM243 44V43H242ZM48 45H49V42H48ZM64 45V44H63ZM62 45V46H63ZM64 45V46H65ZM79 44H76L75 46H78ZM123 45V44H122ZM126 45V44H125ZM157 45V44H156ZM172 46V43L170 44ZM202 45V44H201ZM202 45V46H203ZM212 45V44H211ZM254 42H253V47L254 48ZM46 46V44H45ZM44 49H47L49 50V48H45ZM61 46V47H62ZM63 46V47H64ZM74 46V44H73ZM73 47V50L74 49H77L76 47ZM94 47L95 44L93 45ZM118 46V45H117ZM154 46V45H153ZM168 46V45H167ZM175 46V45H174ZM208 46V45H207ZM236 46V44H235ZM239 46V45H238ZM243 46V45H242ZM247 46V45H245ZM251 46V45H250ZM58 47V46H57ZM60 47V48H61ZM69 47V46H68ZM83 47V46H82ZM87 47V46H86ZM109 47V46H108ZM113 47V46H112ZM111 47V49H113ZM127 47V46H126ZM157 47V46H156ZM212 47V46H211ZM210 47V49H211ZM67 48V45L66 47ZM64 48V49H65ZM98 48V47H97ZM107 48V47H106ZM105 48V49H106ZM114 48L117 49V47L114 46ZM159 48V47H158ZM157 48V49H158ZM207 48V47H206ZM92 49V48H91ZM90 49V50H91ZM126 50H128L127 48H125ZM149 49L152 50V48L149 47ZM171 51L173 52V46L171 47ZM214 49V48H213ZM237 49V48H236ZM249 49V48H248ZM46 50V51H47ZM52 50V49H51ZM60 50V49H58ZM62 50V48H61ZM60 50V51H61ZM80 50V46H79V49L78 51ZM82 50V49H81ZM80 50V51H81ZM95 50V48H94ZM155 50V49H153ZM168 50V49H167ZM170 50V49H169ZM168 50V52H170ZM44 51V50H43ZM42 51V52H43ZM54 51V50H52ZM56 51V50H55ZM59 51V52H60ZM64 51V50H63ZM62 51V52H63ZM71 51V50H69ZM93 52V50H91ZM90 51V52H91ZM107 51V50H106ZM111 52L113 50H110ZM238 51V50H236ZM253 51V49H252ZM51 52V51H50ZM57 52V51H56ZM64 52H67L66 49ZM96 51L93 52V55ZM102 52V51H101ZM108 52V51H107ZM118 52V50H117ZM151 52V51H150ZM209 52H211L209 50ZM10 53V52H9ZM85 53H87L85 51ZM98 53V52H97ZM113 53H116L113 52ZM134 53V54H133ZM154 53V52H153ZM243 53V51H242ZM241 53V54H242ZM249 53V52H248ZM8 54V53H7ZM48 54V53H47ZM51 54V53H50ZM54 54V53H53ZM52 54V55H53ZM55 54H59L60 53H55ZM63 54V53H62ZM78 54V53H77ZM108 54V53H106ZM128 54V55H129ZM149 54V53H148ZM148 54H146L148 56ZM169 54V53H168ZM253 54V53H252ZM51 55V56H52ZM74 55H75V52H74ZM83 59H84V52L82 51V53L79 54ZM88 55V54H87ZM86 55V56H87ZM91 57L93 56L92 53L90 54ZM99 55V54H98ZM116 55V54H115ZM153 55V54H152ZM236 55V54H235ZM250 55V54H248ZM50 56V57H51ZM58 56V55H57ZM71 56V55H70ZM106 56V55H105ZM130 56V55H129ZM157 56V55H156ZM169 56V55H168ZM241 56V55H240ZM244 56V55H243ZM247 56V55H246ZM245 56V57H246ZM53 58H55L54 56H52ZM59 57V56H58ZM72 57V56H71ZM70 57V58H71ZM75 57V56H74ZM90 57V61H92V59L94 57H92L91 59ZM108 57V56H107ZM112 56L108 57V58H111ZM141 57V58H139ZM151 57L150 56V60H151ZM154 57V56H153ZM158 57V56H157ZM156 57V58H157ZM167 57V56H166ZM242 57V56H241ZM52 58V59H53ZM87 58V57H86ZM106 58V57H105ZM115 58V57H114ZM125 58V57H124ZM131 57H126V60H123V71L127 72V71H131V74L129 72V77H126L125 79V82H127L128 86H130V89H134V93L136 91H140L141 93V96H142V91L143 92H146L148 93V87H146V85L150 82H146L148 80H145V82L142 81V77L143 75L145 76L147 67L144 69L143 66H141V70H142V77L141 75H138V74H134L135 72L132 71V69L135 70V67L133 66L132 63H130V61H128L127 59H130ZM145 58V56H144ZM155 58V59H156ZM170 59V62L172 61V58L171 57H168ZM240 58V57H239ZM250 59V57H248ZM247 58V59H248ZM3 59V61H2ZM9 59V58H8ZM48 59H49V56H48ZM59 59V58H58ZM74 59V58H73ZM76 59V58H75ZM89 59V58H87ZM97 59V58H96ZM95 59V60H96ZM138 59V60H137ZM143 59V58H142ZM147 60V58H145ZM143 59V60H145ZM154 59V60H155ZM169 59L167 60L166 59V62H165V66H168L169 65ZM176 61H175V60ZM18 60V59H17ZM54 60V59H53ZM60 60V59H59ZM77 60H80V58ZM77 60L75 61L78 65V63L80 62H77ZM145 60V62L147 63V61ZM88 61V60H86ZM90 61L88 63H90ZM109 61V60H108ZM124 61H128L127 63H124ZM140 61V60H139ZM244 61V60H243ZM48 62V60H47ZM50 62V61H49ZM54 62V61H53ZM57 62V61H56ZM74 62V63H75ZM93 62V61H92ZM91 62V63H92ZM110 62H112L110 60ZM144 64L145 62L142 61ZM141 62V64H142ZM150 62V61H149ZM153 62V61H152ZM151 62V63H152ZM236 62V61H235ZM256 62V61H255ZM52 63V61L50 62ZM61 63V62H60ZM59 63V64H60ZM85 63V61H84ZM95 63V62H94ZM96 63H95V65ZM150 63V67L151 65L154 66V63L151 64ZM168 63V65L166 64ZM230 63V62H229ZM238 63V62H237ZM253 60H252V63L253 64ZM263 63V62H262ZM87 65V62L85 63ZM109 64V62H108ZM128 64V65H126ZM164 64V63H163ZM197 66H196V65ZM245 64V63H244ZM244 64L243 67H244ZM250 61L249 63L247 64L249 67H250ZM5 65V64H4ZM11 65V64H10ZM9 65V66H10ZM55 65V62L54 64ZM57 65V64H56ZM55 65V66H56ZM67 65V64H66ZM80 65H83L80 63ZM147 65V64H146ZM181 65V66H180ZM231 65V64H230ZM239 65V63L237 64ZM246 65V64H245ZM7 66V65H6ZM7 66V68L9 67ZM14 66V65H13ZM46 66V65H45ZM63 66V65H62ZM84 66V65H83ZM90 66V64H89ZM133 66V68H132ZM138 65H136V69L138 70L140 68V66H138L139 68H137ZM148 66V65H147ZM225 66V65H224ZM229 66V64H228ZM252 66V65H251ZM54 67V66H53ZM194 67L198 68L197 71L194 70ZM236 67V66H235ZM238 67V71L241 70V65L240 66H237ZM12 68V66H11ZM7 69V72L8 70H13V69ZM38 76L39 75H44L45 74V71L44 69L46 67H44V69H42V67H38ZM60 68V67H59ZM93 68V67H92ZM152 68V67H151ZM150 68V69H151ZM166 68V67H164ZM170 68V66H169ZM6 69V68H5ZM52 69V68H51ZM54 69V68H53ZM62 69V68H61ZM89 69V68H87ZM94 69V68H93ZM118 69V68H117ZM120 69V67H119ZM149 69V70H150ZM90 70V69H89ZM135 70V71H137ZM140 70V69H139ZM138 70V71H139ZM167 69H164L163 71H165ZM169 70V69H168ZM234 70V69H233ZM232 70V71H233ZM245 70V69H244ZM248 70L247 66H246V71ZM253 70V69H252ZM259 70V69H258ZM9 71V72H10ZM54 71V70H53ZM63 71V70H62ZM191 71V72H190ZM251 71V69H250ZM96 72V71H95ZM133 72V73H132ZM150 72V71H149ZM148 72V73H149ZM167 72V71H166ZM237 72V71H236ZM245 72V71H244ZM253 72V71H252ZM252 72L250 74H252ZM91 73V72H90ZM89 73V74H90ZM137 73V72H136ZM147 73V74H148ZM151 73V72H150ZM238 73V72H237ZM247 75H248V72H245ZM37 74V72H36ZM54 74H56L57 76L55 77L54 75V78H52V80L48 83L49 87L48 88H45L46 90V96H45V99L43 98H39L40 99V102L38 101V105L42 104V105H45L43 104V101H45L46 103L49 101V98L47 95L49 94H52L53 95V91L54 93L56 92V90H60L59 88H61L60 86H62L61 83L62 80L64 81V79H62V75H61V71L60 69L58 68H55V71H54ZM127 74V73H126ZM141 74V73H139ZM159 76H160V73H158ZM171 74V73H170ZM169 75L167 76L168 78L170 76ZM236 74V73H235ZM239 74V73H238ZM245 74V75H246ZM5 75V73L3 74ZM9 75V74H8ZM52 75V73H51ZM59 75H61L59 77ZM64 75V73H63ZM92 75V74H91ZM96 75V74H95ZM149 75V74H148ZM162 75V74H161ZM167 75V74H166ZM165 75V76H166ZM94 76V75H92ZM97 76V75H96ZM99 76H100V72H99ZM127 76V75H126ZM159 76H158V80L159 79ZM165 76L161 77V79L163 78L164 81H165ZM180 76V77H181ZM228 76V75H227ZM249 76V75H248ZM258 76V75H257ZM6 77V76H5ZM4 77V78H5ZM52 77V76H51ZM101 77V76H100ZM149 77V76H148ZM177 77H172L173 79L177 78ZM210 77V76H209ZM239 77V76H238ZM237 77V78H238ZM241 78H244L242 76H240ZM239 77V78H240ZM252 77V75H251ZM3 78V79H4ZM64 78V77H63ZM93 78V77H92ZM128 78V79H127ZM167 80L169 81V83H166L167 85L169 86H175L174 82L172 81V79H168ZM101 79V78H99ZM108 79V78H107ZM148 79V78H147ZM89 80V79H88ZM92 80V79H91ZM95 80V79H94ZM93 80V81H94ZM97 80V79H96ZM95 80V81H96ZM124 80V79H123ZM177 80V79H176ZM179 80V79H178ZM246 80V78H245ZM5 81V79H4ZM98 81V80H97ZM164 81L160 80L159 82H162L163 84ZM201 81V79H200ZM203 81V79H202ZM249 81V80H248ZM85 82V81H84ZM90 82V81H89ZM101 82V81H100ZM99 82V84H100ZM166 82V81H165ZM177 82V81H176ZM255 82V81H254ZM2 83V82H1ZM12 83V82H10ZM87 83V81H86ZM92 83V82H91ZM98 83V82H97ZM146 83V85L144 84ZM161 83V84H162ZM249 83V82H248ZM17 84V83H16ZM42 84V83H41ZM96 84V83H95ZM150 84V83H149ZM158 84V83H157ZM162 84V85H163ZM178 84V83H177ZM232 84V83H231ZM230 84V86H231ZM1 85V84H0ZM15 85V84H14ZM20 84H18L17 87H15V91H18L17 89H19ZM44 85V84H43ZM64 85V84H63ZM236 89L238 88V85H239V79L237 81L234 82L233 84ZM243 85V84H242ZM247 85V84H246ZM2 86V85H1ZM6 86V85H5ZM10 86V85H9ZM91 86V85H90ZM99 86V85H98ZM149 86V85H148ZM181 86V85H180ZM199 86V85H198ZM255 86V85H254ZM21 87V86H20ZM96 87V86H95ZM103 87V86H102ZM163 87H165L163 85ZM185 87V86H184ZM227 87V86H226ZM4 88V87H2ZM13 88V87H12ZM11 88V89H12ZM63 88V87H62ZM86 88V86H85ZM88 88V87H87ZM91 88V87H90ZM94 88V87H93ZM126 88L127 85H126ZM153 88V87H152ZM169 88V87H168ZM177 88V87H176ZM199 88V87H198ZM249 88V87H248ZM22 89V87H21ZM125 89V87L123 88ZM172 89V88H171ZM174 89V88H173ZM172 89V90H173ZM184 89V88H183ZM239 89V88H238ZM237 89V90H238ZM250 89V88H249ZM43 90V89H42ZM44 90V91H45ZM87 90V89H86ZM92 90V89H90ZM131 90H126L127 93H130L128 91H131ZM151 90V89H150ZM155 90V89H154ZM163 90V89H162ZM168 90V89H167ZM170 90V91H172ZM1 89H0V264H19L20 263V256H19V251L20 249H22V254L27 258L29 257L33 252H32V246H30L32 243L33 244H37V240H35L36 238L34 237L35 235H33V237L35 239H33L30 235L28 236L27 235V232L29 233L28 230H32L34 231L33 234L36 233V231H38V228L37 226H33L32 225V222L30 220H32V218L35 216V212L33 213V211L31 212L30 208L27 206V205H22L20 202L23 200H21L19 202V199H18V195L15 194V192L18 190H20V192H24L26 195L25 196V199H27L28 201H31L34 200V199H37L35 198L33 195H32V192H31V188L30 187H33V185L29 186L28 184H31V183H28V179H25L24 178V174L22 176V174L18 175V171H14L12 170V174H7L6 173V170L11 168L10 164H9V160L8 162L5 161L7 158L8 159H11V158H15L18 156V154L22 153V151H20L19 149L15 151V149H11L10 148V144H11V140H12V137H16L17 140H25L26 139V136L28 135L27 131H28V128H24L26 126L27 123H28V118L26 116V113H24L25 111V107L28 105H26L25 107L23 106L24 103H28L27 101H25L21 107V99H11V100H8L7 97L11 94V92L9 93V95H6L5 94H8V93H5L3 92V94L1 93ZM12 91V90H10ZM21 91V90H20ZM40 91V90H38ZM48 91V92H47ZM52 91V92H51ZM81 91V90H80ZM88 91V90H87ZM86 91V92H87ZM156 91V90H155ZM169 91V90H168ZM176 91V90H175ZM192 91V90H191ZM195 91V89H194ZM249 91V90H248ZM8 92V91H7ZM152 91H150L151 93ZM209 92V91H208ZM255 92V91H254ZM17 93V92H16ZM23 93V92H22ZM21 93V94H22ZM59 93V92H58ZM133 93V98H134V94ZM139 93V94H140ZM147 93H143V94H146ZM155 93V92H154ZM216 93V94H215ZM234 93V92H233ZM231 93L229 91V93H226L227 95L225 96L226 100L228 101V104H225V105H218V109H217V112L219 111L220 112V115L218 117H216L214 119L215 121V126H214V135L210 138V141L206 142V143H200V142H197L198 144L193 143V147L190 148V145H191V136H193V133L194 134H197V129L193 130L194 128L192 127V123L187 125L188 127L191 128V130L188 129V127H184V125H181V126H177L178 124V121H177V118L178 116L176 117V121L174 119H171L170 116H172L173 114L171 113V108L169 109V111H167L168 109L164 110L165 113H163V118L162 119V123H164L165 121V125L167 123L168 128H164L162 129L163 127L162 126H154L155 127H162V131H161V134L162 136L159 134V138H158V141L157 143L154 142V144H151L150 142H147L146 143V146L145 148H147V157L145 156V161L142 162V166H143V172H144V176L142 178H144L143 182L145 183V187L146 188H143V190L141 188H136L137 191L135 193H130V195L128 194V197H125L124 199H122L121 201V204L118 205L117 203V209L113 212V213H110L107 217H105V219L102 221L103 223H101L99 225V227L97 226V236H92V234H90V236H88L87 238H85V241H84V246H88L89 247L87 248V254L90 252L92 253V255H99V263L98 264H117V263H111L109 262V260H106L108 259L109 256H111V254H114L115 252L118 251V253L121 252L122 253H128V252H134L136 251L135 253H129V256H127L126 258H123V263L122 264H177L182 258L180 257H183L185 256V253H191L195 256L196 259H198L201 255H204V252H205V248L206 247H209L207 250L211 249V246L214 247V249L217 247V249H213V251H215L213 254H212V258L210 260H207V262H205V264H231V262H228V261H224L226 260L225 257L227 256V258L229 259V257L231 256V258L233 256H243L245 259H246V264H264V168H261L260 169V172H254L255 170V158L253 157V153L255 152V150H253V148L255 147V145H253V141L252 139V134L249 136L248 134L249 133H245L249 136V139H248V142L246 141V139L244 138L245 140V146H247L246 148H248L250 146V149L249 150H244L243 149V146L241 145V140L239 139V137H241V126H240V122L238 121L239 119H237L234 115V112H233V109L235 107V104L236 103H239L240 104V101L241 99H243V96L241 95L239 98L236 97V94L234 96V94ZM14 94V93H13ZM17 94H20V93H17ZM132 94V93H131ZM131 94H127V97H132ZM138 94V95H139ZM153 94V92H152ZM213 94H215L216 96L218 95L217 92H213ZM241 94V93H240ZM252 94V93H250ZM59 95V94H58ZM57 95V96H58ZM130 95V96H128ZM137 95V96H138ZM87 96V95H86ZM85 94H84V97H86ZM135 96V98L137 97ZM140 96V97H141ZM144 96V95H143ZM142 96V97H143ZM239 96V95H238ZM25 97V96H24ZM44 97V95H43ZM53 97V96H52ZM145 97V96H144ZM143 97V99H144ZM150 97V96H149ZM148 97V98H149ZM221 97V96H220ZM246 97V96H245ZM11 98V96H10ZM58 98V97H57ZM132 98V99H133ZM139 98V97H138ZM137 98V99H138ZM55 99V98H54ZM142 99V98H140ZM147 98L145 97V101L147 102L146 100ZM239 99V100H238ZM250 99V98H249ZM24 100V99H23ZM85 100V99H84ZM134 100V99H133ZM132 100V101H133ZM139 100V99H138ZM143 100V101H144ZM218 100V99H217ZM245 100V99H244ZM252 100V99H251ZM87 101V100H86ZM129 101V100H128ZM142 101V100H141ZM151 101V100H148V102ZM50 102V101H49ZM257 102V101H256ZM25 103V104H26ZM86 103V102H85ZM134 103H135V100H134ZM143 103V102H142ZM192 103H194L192 101ZM244 102H242L243 104ZM246 103V102H245ZM254 103V102H253ZM50 105L53 104L52 100L51 102L49 103ZM146 104V103H144ZM143 104V105H144ZM41 105V106H42ZM137 105V104H136ZM148 107L149 105L146 104ZM151 105V103H150ZM29 106V105H28ZM138 107L140 105H137ZM145 106V105H144ZM188 106V105H187ZM194 106V104H193ZM44 107V106H43ZM89 107V105H88ZM146 107V109L148 108ZM153 107V106H152ZM151 106L149 107L150 109L152 108ZM240 107V106H239ZM249 107V106H248ZM28 108V107H27ZM86 108V107H85ZM140 108V107H139ZM142 108V107H141ZM184 108V107H183ZM256 108V107H255ZM138 109V108H137ZM144 109V108H143ZM153 109V108H152ZM189 109V108H188ZM192 109V107H191ZM145 110V109H144ZM141 113H143V111ZM183 110V109H182ZM248 109H246V112L248 113L247 111ZM250 110V109H249ZM42 111V110H41ZM136 111V110H135ZM146 111V110H145ZM149 112H151L150 110H148ZM154 111V110H153ZM194 111V110H192ZM239 111V109H238ZM244 111V110H242ZM84 112V111H83ZM139 112V111H138ZM147 112V111H146ZM187 112V111H186ZM236 112V111H235ZM253 111H249V113L251 114ZM255 112V111H254ZM81 113V112H80ZM152 113V112H151ZM159 113V112H158ZM170 113V115H169ZM240 113V112H239ZM76 114H79V113H76ZM137 114V113H136ZM134 114V115H136ZM182 114V113H181ZM246 114V113H245ZM249 114V115H250ZM97 115V114H96ZM154 115V113L152 114ZM157 115V114H155ZM162 115V114H160ZM184 115V114H183ZM256 115V114H255ZM74 116V115H73ZM72 116V117H73ZM80 116V114L78 115V117ZM93 116V115H92ZM144 116V115H143ZM148 116H150V114H148ZM147 116V117H148ZM180 116V115H179ZM187 116V115H186ZM192 116V114H191ZM209 116V115H208ZM244 116V115H243ZM242 116V117H243ZM70 116V118H72ZM83 117V116H81ZM86 117V116H85ZM116 117V116H115ZM151 117V116H150ZM149 119H153V118H150ZM155 117V116H154ZM158 117V116H157ZM181 117V116H180ZM188 117V116H187ZM195 117V116H194ZM240 117V116H239ZM250 116H247V118H249ZM257 117V116H256ZM74 118V117H73ZM140 118V117H139ZM162 118V116H161ZM169 118V120H168ZM88 119V118H87ZM98 119V118H97ZM192 119V118H190ZM243 119V118H242ZM250 119V118H249ZM92 120V119H91ZM158 118H156L155 122H158L157 121ZM248 120V119H247ZM53 121V120H52ZM61 121V120H60ZM75 121V119H74ZM136 121V120H135ZM150 121V120H149ZM183 121V120H182ZM190 121V120H189ZM68 122V121H67ZM71 122V121H70ZM84 121H81L79 120L78 122V125H77V122H76V126L74 128V134H78L79 131L85 126ZM87 122H89L87 120ZM102 122V121H101ZM134 122V121H133ZM144 122V121H143ZM180 122V121H179ZM246 122V121H245ZM72 123V122H71ZM150 123V122H149ZM151 123H152V120H151ZM154 123V122H153ZM194 123V122H193ZM196 123V122H195ZM194 123V124H195ZM68 124V123H67ZM75 124V123H74ZM146 124V123H144ZM183 124V123H182ZM254 124V123H253ZM150 125V124H148ZM166 125V126H167ZM245 125V124H244ZM87 126V125H86ZM97 126V125H96ZM249 126V125H248ZM27 127H29L27 125ZM69 127V126H67ZM65 127V129L67 128ZM74 127V126H73ZM92 127V126H91ZM142 127V125H141ZM245 127V126H244ZM250 127H252L250 125ZM90 128V127H89ZM143 128V127H142ZM257 128V127H256ZM64 129V128H63ZM73 129V128H72ZM128 129H131V128H128ZM175 131H174V130ZM251 129V128H250ZM248 129V130H250ZM67 130V129H66ZM69 130V129H68ZM88 130V129H87ZM138 130V129H137ZM146 130V129H145ZM150 130V129H149ZM160 130V129H159ZM158 130V131H159ZM246 129V131H248ZM253 130V129H252ZM91 131V129L89 130V132ZM130 131V130H129ZM155 131H157L155 129ZM180 131V132H179ZM251 131V130H250ZM254 131V130H253ZM257 131V130H256ZM87 132V131H86ZM88 132V133H89ZM94 132V131H93ZM143 132V131H142ZM145 132V131H144ZM179 132V134H178ZM244 132V131H243ZM68 133V132H67ZM84 133V132H83ZM87 133V134H88ZM127 133V132H126ZM139 133V131H138ZM153 133V132H152ZM159 133V132H158ZM174 133V134H173ZM137 134V132H136ZM145 134V133H143ZM150 134V133H149ZM148 134V135H149ZM175 135L176 138H171L173 135ZM208 134V133H207ZM61 135H64V134H61ZM70 135V134H69ZM154 135V134H153ZM172 135V136H171ZM198 135V134H197ZM51 136V135H50ZM65 136V135H64ZM73 136V135H72ZM83 136V135H82ZM135 136V135H134ZM140 136V135H139ZM142 137H144L143 135H141ZM257 134L253 137L256 138ZM71 137V136H69ZM78 137V135H77ZM80 137V136H79ZM137 137V136H136ZM135 137V138H136ZM155 137V136H154ZM179 137V138H178ZM60 138V137H59ZM65 138V137H64ZM81 138V137H80ZM92 138V137H91ZM124 138L126 139V137L124 136ZM140 138V137H138ZM201 138V137H200ZM248 138V137H247ZM15 139V138H14ZM87 139V138H86ZM85 139V141H86ZM89 139V138H88ZM208 139V138H207ZM257 139V138H256ZM16 140V139H15ZM135 140V139H134ZM196 140V137L195 139ZM48 141V144L47 146L49 147L51 144L49 140ZM74 141H76L74 139ZM123 141V140H121ZM147 141V140H146ZM197 141V140H196ZM200 141V140H199ZM256 141V140H255ZM259 141V139H258ZM257 141V143L259 144V142ZM124 142V141H123ZM22 143V142H20ZM76 143V142H75ZM79 143V142H78ZM83 143V142H81ZM85 143V142H84ZM117 144H114V146L112 148H109L111 149L109 151V153L107 154V156L105 157L104 159V168H105V177H108L110 176L109 175V172L111 170V168L113 167V165L115 164L116 162V159L118 157V155L120 154L121 152V142H116ZM135 143V141L133 142ZM255 143V144H257ZM53 144V143H52ZM87 144V143H86ZM129 144V143H128ZM250 144V145H249ZM261 144V143H260ZM124 145V144H123ZM144 145V144H142ZM140 145V146H142ZM249 145V146H248ZM25 146V145H23ZM138 146V145H137ZM215 146H218V152H222V154L225 157V163L231 159V163L234 164V167L236 166H239V171L238 174H222V171L221 170L220 172L218 171V167L217 165H215V161H214V158H215V155H212V150L215 148ZM244 146V147H245ZM261 146V145H260ZM13 147V146H12ZM27 147V146H26ZM46 147V146H45ZM52 147V146H51ZM80 147V146H79ZM23 148V147H22ZM25 148V147H24ZM29 148V147H28ZM68 148V147H67ZM72 148V147H71ZM143 148V147H142ZM144 148V149H145ZM224 148V149H223ZM26 149V148H25ZM46 149L48 150V148L46 147ZM73 149V148H72ZM138 149V148H136ZM135 149V150H136ZM223 149V150H222ZM260 149V148H259ZM47 150H44L42 152V157H41V160H43L44 162L48 159L47 157ZM50 150V149H49ZM68 150V149H67ZM75 150V149H74ZM217 150V149H216ZM258 151V149H256ZM137 151V150H136ZM143 151V150H142ZM23 152L24 153H27L26 150L23 149ZM134 152V151H133ZM138 152H139V149H138ZM141 152V151H140ZM68 153V152H67ZM70 153V152H69ZM74 153V152H73ZM136 154V152H134ZM145 154V153H144ZM221 154V155H222ZM73 155V154H72ZM76 155V154H75ZM132 156V155H130ZM142 156V155H141ZM144 156V155H143ZM255 156V155H254ZM65 157V155H64ZM136 157V156H135ZM220 157V156H219ZM68 158V157H67ZM137 158V157H136ZM130 159V158H129ZM13 160V159H12ZM135 160V159H134ZM14 161V160H13ZM136 161H138L136 159ZM77 162V161H76ZM229 162V161H228ZM130 163V162H129ZM133 163V161H132ZM66 164V163H65ZM137 164V162H136ZM135 164V165H136ZM228 164V163H227ZM69 165V164H68ZM133 165L130 166L131 168L129 169H126L123 171L124 175L127 174V177L126 179L124 178V183L126 182L125 180H128L129 178H134L133 175H131V171L134 170L133 169ZM229 165V164H228ZM51 166V165H50ZM124 166V164H123ZM129 166V165H128ZM2 167H4V169H2ZM6 167H8L7 169H5ZM45 167V166H44ZM127 167V166H126ZM160 167V168H159ZM231 167V166H230ZM233 166L231 168H234ZM128 168V167H127ZM137 169V168H136ZM235 168V170H238ZM234 170V171H235ZM258 170V169H257ZM50 171V170H49ZM140 171V170H139ZM218 171V172H217ZM23 172V171H22ZM142 172V173H143ZM34 174V173H33ZM258 175L259 176V179L257 180V182L255 184H252L250 186V183L251 181H253L252 179L255 178L253 177L252 179L249 178L251 177V175ZM8 177V180L7 178ZM124 177V176H123ZM136 177V176H135ZM120 178V176H119ZM128 178V179H127ZM250 179V180H249ZM33 180V179H32ZM122 180V179H121ZM226 180L228 181H232L233 182V185L235 186L234 188V191L233 190H227L226 188L223 187V184L225 182H227ZM118 181V179H117ZM130 181V180H129ZM128 181V182H129ZM133 182L135 180H132ZM115 182V181H114ZM122 182V181H121ZM118 183V182H117ZM131 183V182H130ZM247 185L243 188V189H247L249 190V193L248 192H239V190L237 189V185H240V184H246ZM123 184V182H122ZM120 183V185H117L118 188H116L117 190L116 193H114L115 195L113 196L114 197V202L116 203V201L118 202V199L119 198H123L124 195L122 193V190H123V185ZM126 184V183H125ZM142 184V183H141ZM131 185V184H130ZM134 185V183H133ZM138 185V184H136ZM139 186V185H138ZM143 186V185H142ZM247 186H250V187H247ZM136 187V186H135ZM152 187H154V193H152ZM133 188V187H132ZM152 188V189H151ZM111 189V188H110ZM141 189V190H140ZM242 189V190H243ZM132 190V189H131ZM222 190V191H221ZM33 191V190H32ZM47 191V190H46ZM148 191H151V192H148ZM225 192L227 193V195L229 196H226L225 199H223V193L221 194L220 192ZM114 192V191H113ZM126 192V191H125ZM157 192V193H156ZM22 194V193H20ZM21 196V195H20ZM23 196V195H22ZM53 196V195H52ZM229 197V199L227 198ZM241 198L240 200L242 201L241 204V209L244 210L243 212V218H241V221H240V226L237 228L236 227V224L234 223V220L232 219V216L234 215V210H235V204H236V199L237 198ZM39 198V197H38ZM228 199V200H227ZM52 200V199H51ZM55 200V199H54ZM27 201V202H28ZM36 201V200H35ZM120 201V200H119ZM52 202H55V201H52ZM35 203V202H34ZM120 203V202H119ZM29 204V203H28ZM33 204V203H32ZM57 206V205H56ZM54 206V207H56ZM114 206V207H116ZM33 207V206H32ZM113 208V207H111ZM87 209V208H86ZM110 209V208H109ZM108 209V210H109ZM103 210V209H102ZM39 211V210H38ZM107 211V210H105ZM20 212V214L22 216H25L26 219H29L27 222H28V225L27 226H24L23 229H21V226L20 228L17 227L15 224H13L12 222H14L15 220V215L14 213H18ZM84 212V211H83ZM7 213H9V215H7ZM55 213V212H54ZM57 213V212H56ZM102 213V212H100ZM104 213V212H103ZM74 214V213H73ZM20 215V217H21ZM107 215V213H106ZM18 216V215H17ZM81 216V215H80ZM37 218V216H35ZM75 217V216H74ZM77 217V216H76ZM24 218V217H23ZM50 218V217H49ZM18 219V217H17ZM38 219V218H37ZM36 219V220H37ZM63 219V218H62ZM71 219V218H70ZM53 220V219H52ZM77 220V219H76ZM237 220V219H236ZM57 221V220H55ZM74 221V220H73ZM42 222V221H41ZM59 222V221H57ZM70 222V221H69ZM78 222V221H76ZM15 223V222H14ZM37 223V222H36ZM66 223V222H65ZM75 223V222H74ZM35 224V223H33ZM41 224V223H40ZM39 224V226H40ZM71 224V223H70ZM38 225V224H36ZM68 225V224H67ZM76 227V226H75ZM56 228V231L55 233L49 238L47 235V237L50 239L49 243L48 244H45V247H46V250L49 251L51 254H55L53 256V259H59V258H64V257H68V259L70 260H73L76 264H79L80 261L79 260H82L80 257L78 256H74V254L76 255V252H71L72 251V239L71 237H73V231H72V228L68 227L69 229L65 230L64 228H62V225L61 223H57V226L55 227ZM74 228V227H73ZM55 230V229H54ZM53 230V231H54ZM136 230L140 231L141 233V236L143 237V239H136V236H138V233L135 234ZM133 231H135L133 233ZM91 232V231H90ZM94 232V234H95ZM125 232H128L126 233L127 234V237L126 239H129L127 241H122L123 244L121 243L120 246H117L115 247V242L119 240L120 236L122 233H125ZM26 233V234H25ZM23 234V236H22ZM26 236H25V235ZM39 234V233H38ZM125 234V235H126ZM212 236H210V235ZM89 235V234H88ZM201 235V237H200ZM209 235V236H208ZM208 236V238H207ZM240 236L243 237V239L246 240V245L242 248V250H240L241 252H237V249L234 248L235 246V242H237L239 240V238H241ZM75 237V236H74ZM200 237V239H198ZM39 239V238H38ZM41 239V238H40ZM77 239V238H76ZM198 239V241L196 242V240ZM48 240V239H47ZM84 240V239H83ZM244 240V241H245ZM46 241V240H45ZM75 241V239H74ZM36 242V243H35ZM72 242V243H71ZM39 243V242H38ZM199 245H197V244ZM41 243L37 244V245H40ZM208 244V246H207ZM211 244V245H210ZM239 244V243H238ZM101 247V248H100ZM40 249V248H39ZM84 249V247H83ZM205 249V250H204ZM235 249V250H234ZM74 250V249H73ZM206 250V251H207ZM76 251V250H75ZM98 251V252H97ZM168 251L170 252V254H168ZM211 251V250H210ZM210 251H207L208 253ZM49 253V254H50ZM79 252H77L78 254ZM80 253H81V250H80ZM85 253V255H87ZM184 254V255H182ZM206 254V253H205ZM34 255V254H33ZM80 255V254H79ZM49 256V255H48ZM51 256V255H50ZM49 256V257H50ZM193 256V258H194ZM46 257V256H45ZM84 257V256H83ZM86 257V256H85ZM32 258V257H31ZM51 258V257H50ZM93 259L96 258L95 256L92 257ZM192 258V260H193ZM194 258V259H195ZM22 259V258H21ZM49 258H44V261L45 262H48L50 261V259L48 260ZM201 259V257L199 258ZM224 259V260H223ZM78 260V261H77ZM191 260V259H190ZM54 261V260H53ZM61 261V260H60ZM66 261V259H65ZM195 261V260H194ZM192 262L190 264H196L198 262ZM199 261V260H197ZM27 262V261H26ZM58 262V261H57ZM182 262V260H181ZM188 262V261H187ZM243 262V261H242ZM70 263V262H69ZM85 263V262H84ZM180 263V262H179ZM186 263V262H184ZM235 263V262H234ZM90 264V263H89ZM189 264V263H187ZM237 264V263H236ZM243 264V263H242Z\"/></svg>",
  "mask_w": 264,
  "mask_h": 264
}]
</instances>
